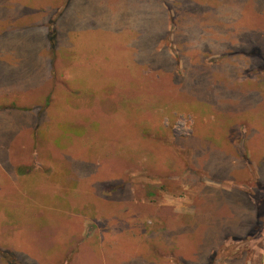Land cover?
Masks as SVG:
<instances>
[{
    "label": "rangeland",
    "instance_id": "rangeland-1",
    "mask_svg": "<svg viewBox=\"0 0 264 264\" xmlns=\"http://www.w3.org/2000/svg\"><path fill=\"white\" fill-rule=\"evenodd\" d=\"M153 60L157 62L154 67L149 65ZM126 63L133 71L141 68L148 72L146 65L153 75L163 76L162 96L156 94L140 106L160 108V129L157 118L156 122L149 121L156 130V146L151 145L147 122L138 128L146 136L143 145L123 148L128 115L120 113L124 108L121 95L115 93L116 102L107 104L114 107L106 108L104 99L114 92L97 94L95 89L109 87L106 80L115 77L122 84ZM239 74L264 75V0H0L1 236L17 230L28 233L35 244L39 238L44 242L46 236L52 237L49 242L53 244L58 234L49 224L52 216L59 214L62 219H53L59 224L70 218L82 219L81 223L87 220L80 233L89 239L88 245L97 239L102 244V236H108L120 241L122 247L110 253L92 251L82 243L79 255L75 244L66 264H264V113L257 114L253 92L244 87L239 89L227 81L221 93L222 82L212 85L213 79L229 76L233 80ZM250 85L255 87L256 83ZM207 89L210 96H206ZM82 104L90 111L93 138L88 140L87 149L79 150L81 157L63 161L66 169L74 171L67 176L66 186L54 192L62 197L54 195L61 200L53 205L48 202L53 195H41L46 191L42 177L48 174L43 166H48V160H56L55 156L61 157L78 139L72 112ZM216 107L223 111L213 110ZM66 111L74 115L72 119ZM28 124L29 134L34 129L37 133L41 125L55 128L57 134L59 130V136L40 130L39 137L48 140H42L38 159L30 148L27 152L28 138L29 147H33L32 133L29 137L20 133ZM203 125L207 128L201 132ZM192 131L200 147L193 154L187 145L181 153L178 144L185 145ZM246 137L254 141V147L263 149L250 154ZM54 140L60 149L53 145ZM128 153L161 154L172 161L174 157L168 156L177 155L183 164L163 163L161 175L154 177L169 184L175 177L183 186L168 189L170 196L163 192L159 196L162 205L158 208L157 203L156 209L134 202L133 197L125 212L104 203L101 199L121 188L128 177L137 199L142 195V185L149 181L143 179L140 166L129 163ZM190 156H194L193 165L186 162ZM239 162L244 173L251 175L245 189L252 205L232 189L228 194L216 189L198 197L197 203L204 206L198 212L200 217L187 219L189 211L180 214L181 206L196 207L183 203L193 198L184 188L186 176L199 173L221 182L224 176H234ZM28 164L30 186L19 190L12 171L23 176ZM54 165L57 167L51 164V171ZM92 181L93 197L82 190ZM17 184L23 187L21 182ZM177 190L181 195H173ZM96 194L101 202L89 210L90 202L97 201ZM152 195L148 199L158 198ZM25 241L27 251L0 245V264H26L22 261L25 257L28 263L38 264L29 260V241Z\"/></svg>",
    "mask_w": 264,
    "mask_h": 264
},
{
    "label": "crops",
    "instance_id": "crops-1",
    "mask_svg": "<svg viewBox=\"0 0 264 264\" xmlns=\"http://www.w3.org/2000/svg\"><path fill=\"white\" fill-rule=\"evenodd\" d=\"M127 64V63H126ZM126 64L124 65L126 67ZM241 64V63H240ZM150 66H156L157 62L156 61H152L151 64H149ZM146 68H148V72L147 69L145 72L141 71V68H139L138 71H133V67L127 64V69L125 70V72L123 73V75L121 76V83H119V79L117 77V80L114 79H107L106 82L109 83V87L107 88H102V87H98L95 86L96 90H97V94H102L105 91H110V92H114V94H107L105 97V102L104 104L106 105V108H111L114 107V105L108 106L107 104H114L115 100V93L117 95H121L122 98V103L121 105H124V108H120V113L121 114H126L128 115V131L125 133L123 131V140H122V144H123V148H131V147H139L141 144L143 145L146 136L143 133V131H139L138 128H141L143 125L145 126V124H148V127L150 129V141L152 142V146H156V144L154 143V139H155V128H151L150 125L152 124L151 120H153L154 122H156V118L158 120V130L160 129L162 122H161V117H160V108L156 109V107H152L149 106L148 108L146 107H140V106H144L146 105V100H152L151 97L154 95H161L162 96V80H163V76H161L160 74L153 75L151 73V69L150 67H147L146 65H144ZM144 67V68H145ZM241 67V66H240ZM93 72L96 74H99L100 72L93 69ZM218 77V76H217ZM234 83V85H236V87H241V88H245L247 89V92L252 93L254 95V99H253V108L257 111V114L260 113H264V75L260 74V75H254V76H246L243 77L241 76V74L236 75L235 79L231 80V77H224L223 78H216L213 79V84L215 85L216 83L220 85V83L222 82V87H220V91L223 90L225 91L226 89V83ZM208 82H209V78H208ZM256 83V86H252L250 84H254ZM248 85V86H245ZM208 86L210 87L211 84L209 83ZM216 88V87H214ZM239 88V89H241ZM221 93H223L221 91ZM114 95V96H113ZM206 96H210V93L208 92V89L206 91ZM83 97V96H81ZM80 97V98H81ZM133 97H137L134 99H130ZM140 97V98H139ZM146 99V100H145ZM209 102V101H208ZM122 107V106H121ZM75 109V110H74ZM73 112L76 116V121L74 122V127H75V131L76 134L78 135V139H76L75 143H71L70 144V150H65L64 154H61V157L55 156L54 158H57L59 160L63 159L61 162L56 161L54 159L52 160H48V166H43V172L48 173L46 176L42 177L43 181H42V186L44 188V190H46L45 192H41V195H49L52 196L48 202L52 201V204H57L55 203L57 200H61L59 198H53L54 195H58V194H54V192H59L62 190L63 186H66V179L68 175H71L72 172L74 170H71L70 168H67L63 165V161L66 160V158H75L77 159L78 156L81 157L82 155L80 154L79 150H84L88 148V140H91L93 138L92 135V122H88V121H92V118H89L88 115H90V111H88V107L85 105H81L80 107L74 108ZM213 110L216 111H223L222 107H216L213 108ZM69 111V109H68ZM66 111V115L68 116V118L72 119L73 118V114L71 112ZM110 113V111L107 110V113ZM158 112V115H157ZM120 113L117 115V117L120 115ZM157 115V116H156ZM28 116V115H27ZM29 117V116H28ZM116 117V118H117ZM84 118V121H83ZM115 118V119H116ZM154 118V119H153ZM42 127L40 129H38L35 133V129L30 131L31 135L29 134V124L24 126V128H22L20 130V133L25 132L27 134V136L29 137V135L31 136V138H34L33 140V147H29V138H28V144H27V152H29V148L31 149L32 154L35 156V159H38V152L40 150L41 152V148L43 147L42 145V140H48L46 139V137H39L38 133L40 132V130L42 128H44L45 130H47V132H49V130H51V132H53L54 136H59V130H58V134H57V130L55 128H51V126H49L50 128H46L44 125H41ZM207 126H202L200 127V131L204 132L206 131ZM43 129V131H44ZM143 130V129H141ZM154 130V131H153ZM199 131V132H200ZM103 133V132H102ZM194 132H191V136L189 137V139L184 143L185 145H182V143L178 144V147L181 148V153H183L184 150V146L185 148H187V145L189 146V150H191V152H195L194 149L196 147H200V140L197 139V137H193L194 136ZM47 136H50L51 134H46ZM43 136V135H42ZM51 138V137H50ZM250 138L252 140H254L253 136H250ZM86 140V141H85ZM159 140V139H158ZM180 139H176L174 138V141H179ZM242 140V137L241 139ZM245 141H248L247 143H245L246 145H249V151L250 154L251 153H255L256 151H259L260 149H263V146L260 147H254L253 142L254 141H249L248 138H245ZM53 145L55 147H57L58 149L61 148L60 145L54 143L56 142V140L52 141ZM189 142V144H187ZM31 143V142H30ZM159 144H157V146L161 145V140L158 142ZM59 146V147H58ZM83 146V148H82ZM64 150V149H62ZM67 151V152H66ZM77 151V152H76ZM194 154V153H193ZM72 155V156H71ZM75 155V156H73ZM131 155L137 156L134 157V159L131 158ZM60 156V155H59ZM128 159H129V163H135V165L140 166V172L142 173L143 179L149 180L148 182L146 181V183L143 184V182H139V184H143V190H142V195L139 196L140 198L137 199L135 195V191L132 189V185L130 182V178L128 177L126 182L123 181L122 183V187H118L115 189V192L111 195H109L108 197L101 199V201H106L104 203H110V204H114L117 205L119 208L118 211H123L125 212L126 210V204L129 205V200H131V198L133 199L134 202L139 201L141 204L143 205H153L154 209H156V204L157 207L160 208L161 207V203L162 200L159 199V196L162 197V195L165 193H168V195L170 196L172 193L167 192L168 189H173L176 188L177 186H183L180 184H183V182L178 181L177 178L174 177L173 183H167L164 182L162 183L161 180L157 179L156 176L154 177V175H161V173L159 172L162 164H168L170 163H180L183 164L181 162H179L178 160V156L177 155H170L168 157H174L173 161L171 158H163L161 156V154H153L152 156H142L139 154H133V153H128L127 154ZM3 155L0 154V163L2 162ZM82 159V158H80ZM105 160L107 159V157L104 158ZM194 159V156H190L186 157V162H189V164L193 165V162L191 160ZM84 160V159H82ZM35 161V160H34ZM33 161V162H34ZM234 162V161H233ZM53 163L57 164L54 165L55 168H53L51 171L50 169V165ZM60 165V166H59ZM63 165L65 167V169H63V167L61 166ZM245 165V164H244ZM242 162H239V164H235V168H234V176L233 177H229L227 176L225 178H220L219 180H221V182L216 181H210L211 178L205 177L203 176V174H193V175H189L186 176V178L188 179V182L186 184H184V188L188 189L189 191L186 194H191V196H193V198L191 197V200L189 201L188 199H184L179 198V200H183V203H187L190 202L191 204H196V207H187V204L185 206H181L179 207V211L180 214H185L182 212H186L189 211V218L187 217V219H193L196 215L200 217V214L198 212H202L203 210V205L201 203H197V199L200 196V198L202 196H205L208 193H212V191L214 192L216 189H220V192L226 193L228 194V191L232 189V192H236V194H241L242 196H246L247 200L249 202V205H252V199H251V195L249 194L248 191H246L245 189V182H247L248 180L250 181V176L244 173V171L242 170ZM147 169V171H146ZM245 169V168H244ZM112 172V171H111ZM97 174V173H96ZM105 176V174H103ZM102 175V176H103ZM13 181H15L17 186H20L19 190H23V188H25V186L27 187V185L30 186V179L32 178V175L29 177V164L26 166V174L21 176L17 170L12 171V176ZM110 178V177H108ZM108 178H106L108 180ZM47 181V182H46ZM22 183L23 187H21V185H18L17 183ZM26 182V183H25ZM88 184L86 186H84L82 188L83 191H89L91 192V195L93 197V188H94V183L92 181V183L87 182ZM114 183V182H113ZM34 185V184H33ZM32 185V186H33ZM173 185H175L173 187ZM45 186L47 187V189H45ZM98 186V182L96 180V188ZM159 187V189L156 191V187ZM165 187V189H163ZM178 187V189H179ZM28 188V187H27ZM127 189V190H125ZM152 189V190H151ZM126 192V195H124V193ZM172 191V190H171ZM170 191V192H171ZM149 194H154L152 196L155 197V195L158 196V198H152V199H148L149 197H147ZM61 193L58 195L60 196ZM167 195V196H168ZM173 195H181V193L179 192V190H177L176 194ZM168 196V197H169ZM62 197V196H60ZM171 199V198H170ZM177 197L176 200L178 201ZM68 200V197H67ZM96 200H97V194H96ZM101 201H93L90 202V205L88 206L89 210L94 209L92 206L97 203V202H101ZM173 201H175L173 199ZM72 201L69 202V204H71ZM172 202V201H171ZM73 204V203H72ZM199 204V205H197ZM198 206V207H197ZM47 208L50 209V207L47 206ZM251 208V207H250ZM42 209L37 210L39 213V215L41 214L40 211ZM115 212V216H117V212ZM94 212V211H92ZM186 215V214H185ZM41 216V215H40ZM97 217H99L101 219V216L97 215ZM59 218H61L59 216V214L52 216V223L49 224V226H54L56 228L57 234L58 236H56V240L53 242V244L51 242H49V240L52 239V237L48 238V236L44 237L45 241L44 242H40V238H39V242H36V244L29 238V234L28 233H19L17 230L9 235V236H5L4 238L1 236L2 232H0V245L2 248H7V249H15L17 247H20L22 250H28L27 244L25 240L29 241V260H33L36 261L38 264H66L67 261V257H70L69 252L73 249V246H75V244H78V250L77 253L80 255L81 249L84 246H88V248H90V250L94 251V249H98V250H106L109 251L110 253L113 252H118L120 249H122L121 245H119L118 240H115L113 237H111L110 239H108L109 237H103L102 236V244L100 243V241L97 239L96 241H94L92 243V245H88L89 243L91 244V242L89 241V239H85V237L83 238V234H81L80 232H82V225L86 226L88 224V222H86L87 220H85V222H80L82 221H75L70 219H63V223L59 224L58 221H54L55 220H59ZM62 219V218H61ZM119 219V218H117ZM158 219V218H157ZM92 220V219H91ZM95 221L97 219H94ZM113 220V219H112ZM114 222V221H113ZM46 223V221H45ZM97 223V222H96ZM47 224V223H46ZM91 224V223H89ZM48 225V224H47ZM92 225H95L94 223ZM72 226H78L75 228H71ZM77 228V231H76ZM61 231H64L65 234H61ZM99 232V231H97ZM65 237H63V236ZM94 236V234H93ZM78 241H83V242H77ZM108 239V240H107ZM49 242V243H48ZM75 242V243H73ZM118 242V244H117ZM125 242V241H124ZM34 245V247H32V244ZM85 243L84 246L81 247V244ZM87 248V249H88ZM48 252V254H47ZM37 255H42L44 254V256L39 257L36 256ZM22 261L26 264H31L28 263V261L26 260V257L22 259Z\"/></svg>",
    "mask_w": 264,
    "mask_h": 264
}]
</instances>
